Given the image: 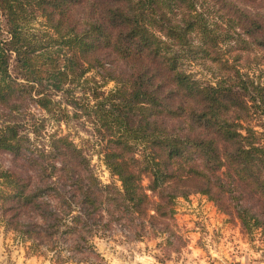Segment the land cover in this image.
Instances as JSON below:
<instances>
[{"label": "trees", "instance_id": "16d2710c", "mask_svg": "<svg viewBox=\"0 0 264 264\" xmlns=\"http://www.w3.org/2000/svg\"><path fill=\"white\" fill-rule=\"evenodd\" d=\"M238 49L258 50L253 61L264 70V13L229 0H0V150L19 156L36 148L29 133L42 127L31 109L60 120L68 115L65 101L94 119L115 178L103 184L89 164L87 176L71 173V165L87 163L85 156L67 137L51 138L59 152L54 172L36 180L0 170L8 189L0 197L12 201L8 223L18 231L22 225L29 237L56 235L54 245L78 234L74 247L81 249L85 229L108 225L103 219L112 205L116 219H139L140 227L172 220L158 230L166 258L187 244L175 199L190 196L167 189L192 186L236 219L245 235L253 232L264 216V133L251 118L264 115V85L241 70L248 58L237 52L232 62L226 58ZM191 53L217 62L215 81L187 70L184 58ZM93 69L114 88L95 85L86 93ZM80 87L84 96L76 92ZM50 198L64 202L63 209L45 208ZM134 238L145 233L136 230Z\"/></svg>", "mask_w": 264, "mask_h": 264}, {"label": "rangeland", "instance_id": "374dc122", "mask_svg": "<svg viewBox=\"0 0 264 264\" xmlns=\"http://www.w3.org/2000/svg\"><path fill=\"white\" fill-rule=\"evenodd\" d=\"M234 4L240 5L245 10L256 13L261 12L264 13V0H229ZM206 4L203 6L201 4L198 5V10H204ZM206 18L208 19V23L213 20L211 14L208 12H204ZM217 23L219 24V18L217 19ZM35 27L40 28L42 24V18L39 17L33 21ZM219 31V30H218ZM193 43H198V38L194 36ZM228 50V49H226ZM225 50V51H226ZM240 53L243 58H248L247 64H240L241 70L243 72H248L250 76L256 81H260L264 85V70L261 66H258L254 61L255 53L259 54L258 50H251L249 55H246V51L243 50H231L230 52H226V58H229L232 62L235 54ZM203 53H191L187 57L184 58L185 67L189 72H191L197 79L201 81H215L216 77L219 74V68L217 66V62L210 58H203ZM244 61V60H242ZM263 61V59H261ZM117 65V63H115ZM239 67V66H238ZM115 68V66H114ZM102 71L91 70L87 73L86 77L90 79L89 83L85 85L86 93H90L95 85L98 86L99 91L109 92L114 88L115 82L112 80L103 77ZM95 80V81H94ZM83 87L77 88L76 92L79 96H84L82 93L84 90ZM89 96V94H86ZM63 106L66 107L65 111H67L68 115H65L62 119L58 120L57 118L51 116L49 113L39 109L38 107H33L31 110L33 114L37 117V122L40 127V133L33 134L30 132L29 134L32 136V141L35 142L36 148L29 150L28 154H21L16 156L7 151L0 150V170L7 169L14 174H18L23 178L33 177L37 180V176L40 173L48 175L55 171L51 162H54L58 158V151H52V143L51 138L57 137H67L69 141H72L75 147L82 152V155L85 156L87 163H81L79 165H71L70 171L73 174L83 173L87 176V172L91 169L92 172L99 178V180L103 184H110L114 181V177L107 168L103 160V145L100 143V135L96 130V123L94 119H91V116H88V113H84L83 109L75 108L71 105H67L64 101ZM43 121V122H42ZM43 123V124H42ZM251 124L255 126L257 130L264 133V115L256 114L251 118ZM54 136V137H52ZM43 150H45L43 152ZM41 154H43L41 156ZM40 155L41 157L38 159L41 164H43L45 172L41 171L40 165L38 164V160L34 158V156ZM42 158V159H41ZM89 164V168H87ZM59 165V163H57ZM60 166V165H59ZM87 168V170H86ZM40 171V172H39ZM63 182V180L60 178ZM194 189L192 186H181L178 189L169 188L168 191L173 190L175 193H179L184 191L187 195L191 196L193 194H197L196 192H191ZM0 190L3 192L8 191V189L2 187L1 179H0ZM51 190V189H49ZM0 191V195L2 194ZM189 196V197H190ZM184 198L183 196H178L176 200L179 202ZM6 204L5 206L9 209L5 218L1 216L0 213V246L4 247H21L26 249L27 253L33 256H39L49 262V264H77L76 261H80L81 264H101L103 259L100 253L97 251V244L101 241L106 242V239L111 238L115 243H122L124 240H135L134 235L136 230H142L145 233L146 239H154L160 242L163 231L158 232L160 228H165L163 225L165 223L170 224L172 220L166 218H158L155 220L156 225L151 227L150 223H146L144 226L140 227L138 225L139 219H135L133 223L128 221L127 219H116L117 212L116 208L110 205V212L105 213L103 222H107L106 226H98L97 223H92L85 229V235L88 238L87 242H82L83 248H76L75 245L80 242L78 239V234L75 235H63L64 238H68V240L64 241L60 238L56 245H54V236L40 234L33 235L29 237L28 233H24L22 225H19L20 229L15 230L11 223H8L7 219H10L13 212H11L12 201L3 202L2 197H0V205ZM64 202L56 201L53 198H50L45 205V208H49L50 210H56L57 207L63 209ZM66 204V203H65ZM56 205V206H55ZM218 208V207H216ZM219 211V208H218ZM32 214V213H29ZM61 214V213H60ZM54 217V215H53ZM232 218V217H230ZM233 222H236V219H230ZM11 221V220H10ZM130 225V226H129ZM240 225V224H239ZM64 228V226L62 227ZM142 228V229H140ZM172 229V228H171ZM52 230V229H49ZM82 230V229H81ZM241 230V227H240ZM168 231V230H166ZM165 232V231H164ZM243 233V231L241 230ZM243 235L249 240L252 244L254 250H262L261 253L264 254V216L260 220V225L253 230L248 235ZM58 240V239H57ZM109 241V240H108ZM180 243L184 242V238H181ZM33 242H35L33 244ZM90 243L95 245V248H90ZM179 243V242H178ZM87 244V246H86ZM173 246V245H172ZM96 252L99 255H96Z\"/></svg>", "mask_w": 264, "mask_h": 264}, {"label": "crops", "instance_id": "0c3cea01", "mask_svg": "<svg viewBox=\"0 0 264 264\" xmlns=\"http://www.w3.org/2000/svg\"><path fill=\"white\" fill-rule=\"evenodd\" d=\"M176 221L187 244L163 258L154 239L111 238L97 244L101 264H264V254L254 250L238 222L216 208L205 195L193 194L177 202ZM109 240V241H108ZM0 264H49L26 249L0 246Z\"/></svg>", "mask_w": 264, "mask_h": 264}]
</instances>
